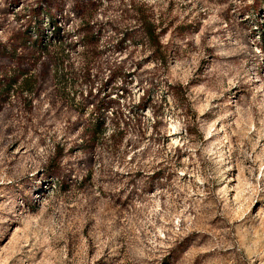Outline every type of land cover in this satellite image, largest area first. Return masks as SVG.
I'll return each mask as SVG.
<instances>
[{
  "label": "rangeland",
  "instance_id": "rangeland-1",
  "mask_svg": "<svg viewBox=\"0 0 264 264\" xmlns=\"http://www.w3.org/2000/svg\"><path fill=\"white\" fill-rule=\"evenodd\" d=\"M0 264H264V0H0Z\"/></svg>",
  "mask_w": 264,
  "mask_h": 264
},
{
  "label": "trees",
  "instance_id": "trees-1",
  "mask_svg": "<svg viewBox=\"0 0 264 264\" xmlns=\"http://www.w3.org/2000/svg\"><path fill=\"white\" fill-rule=\"evenodd\" d=\"M149 39H150V41L154 40L153 36H151V35H149ZM93 127H94V130H95L94 132H96V135H100V134H102L104 132L103 123H100L98 121H94Z\"/></svg>",
  "mask_w": 264,
  "mask_h": 264
}]
</instances>
